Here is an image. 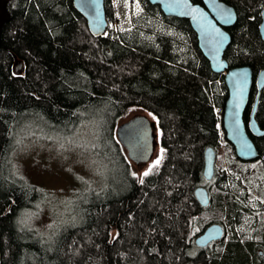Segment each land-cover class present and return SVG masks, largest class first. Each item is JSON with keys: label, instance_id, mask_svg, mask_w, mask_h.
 I'll return each instance as SVG.
<instances>
[{"label": "trees", "instance_id": "1", "mask_svg": "<svg viewBox=\"0 0 264 264\" xmlns=\"http://www.w3.org/2000/svg\"><path fill=\"white\" fill-rule=\"evenodd\" d=\"M105 1L107 37L95 38L74 0H0L2 264H264V204L223 165L221 149L234 151L222 125L224 75L212 71L189 20L134 0L133 26L115 31ZM222 1L238 14L225 58L257 77L264 70V0ZM257 101L264 130V88L257 85L245 122ZM132 108L155 114L162 132L165 159L145 178L133 174L117 137ZM90 129L96 153L121 168L122 189L93 194L79 223L47 237L33 224L47 194L20 175L16 151L32 140L68 142ZM248 131L261 157H235L247 177L264 164V136ZM209 148L218 157L211 182L204 178ZM200 187L211 198L205 208L195 196ZM214 224L226 236L197 250L195 239Z\"/></svg>", "mask_w": 264, "mask_h": 264}, {"label": "water", "instance_id": "2", "mask_svg": "<svg viewBox=\"0 0 264 264\" xmlns=\"http://www.w3.org/2000/svg\"><path fill=\"white\" fill-rule=\"evenodd\" d=\"M159 6L167 17L189 20L198 37V45L204 57L209 61L214 73L224 75L228 89V99L224 108L222 125L228 143L234 148L236 157L244 163L256 162L260 152L251 138L250 132L256 136H264V130L256 119L258 101L255 103L251 120L247 125L245 114L251 101L254 85L259 90L264 88V70L256 77L250 66L231 68L225 58L233 38L229 29L238 21L237 10L222 0H148ZM78 12L86 19L93 37H106L108 16L105 0H74ZM260 35L264 41V9ZM22 64L19 65L20 71ZM119 143L125 150L129 161L137 166L146 165L154 157L156 141L154 125L145 117H136L117 128ZM217 153L209 148L204 154V178L211 182L215 177ZM195 196L202 207H208L211 198L205 187L196 189ZM226 231L220 224L210 226L196 240V246L206 248L212 243L221 241ZM0 264L2 252L0 247Z\"/></svg>", "mask_w": 264, "mask_h": 264}, {"label": "rangeland", "instance_id": "3", "mask_svg": "<svg viewBox=\"0 0 264 264\" xmlns=\"http://www.w3.org/2000/svg\"><path fill=\"white\" fill-rule=\"evenodd\" d=\"M133 1L111 0L112 19L117 22L115 31L120 28L129 30L133 26ZM140 116L154 125L156 141L150 163L141 166L131 163L133 174L145 178V172H155L165 159L158 117L145 109L132 108L120 119L118 127ZM95 142L96 135L90 129V132L84 130V136L68 142L32 140L17 149L15 161L20 175L47 194L33 220V224L47 237L79 223L82 211L89 205L93 194L106 192L111 187L120 191L124 177L121 168H116L110 158L100 157L96 153ZM221 154L226 174L237 179L242 189L264 204V164H254L253 173L247 177V167L236 161L233 150L222 148Z\"/></svg>", "mask_w": 264, "mask_h": 264}, {"label": "flooded vegetation", "instance_id": "4", "mask_svg": "<svg viewBox=\"0 0 264 264\" xmlns=\"http://www.w3.org/2000/svg\"><path fill=\"white\" fill-rule=\"evenodd\" d=\"M217 158H218V157H217ZM207 229H208V228H207ZM207 229H206V230H207ZM204 232H205V231H204ZM203 234H204V233H203ZM203 234H201V235H203ZM201 235H200V236H201ZM200 236H198V237L195 239V243H196V240H197ZM216 243H218V242H216ZM195 245H196V244H195ZM213 245H215V243L210 244V245H209L208 247H206V248H210V247H212ZM196 249L198 250V249H202V248H199V247L196 246ZM203 249H205V248H203Z\"/></svg>", "mask_w": 264, "mask_h": 264}, {"label": "snow or ice", "instance_id": "5", "mask_svg": "<svg viewBox=\"0 0 264 264\" xmlns=\"http://www.w3.org/2000/svg\"><path fill=\"white\" fill-rule=\"evenodd\" d=\"M157 164L159 163V161L156 162ZM150 171V170H149ZM149 173L145 172L144 175L147 176ZM142 182V181H141Z\"/></svg>", "mask_w": 264, "mask_h": 264}]
</instances>
